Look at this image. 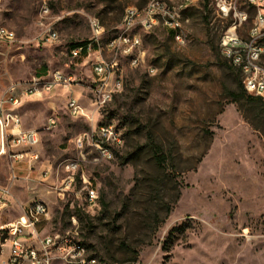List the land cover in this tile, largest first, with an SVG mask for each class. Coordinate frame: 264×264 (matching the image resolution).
I'll return each mask as SVG.
<instances>
[{
    "label": "rangeland",
    "instance_id": "374dc122",
    "mask_svg": "<svg viewBox=\"0 0 264 264\" xmlns=\"http://www.w3.org/2000/svg\"><path fill=\"white\" fill-rule=\"evenodd\" d=\"M42 3L50 14L41 13ZM188 5L181 13L188 19L182 24L184 45L159 24L148 31L135 26L125 35L137 39V46H119L116 53L109 46L122 32L124 10L142 9L146 0H3L1 5L2 23L16 41L1 49L0 96L10 86L27 85L41 67L43 75L59 71L74 82L20 109L23 127L39 131L37 148L49 161L50 177L37 181L44 164L27 180L19 173L10 183L8 162L0 156V187H9L16 204L43 201L48 220L41 233L79 239L95 264H264V103L231 101L237 71L219 48L223 34L242 35L253 24L254 11L238 28L212 0ZM91 19L102 28L96 39ZM45 27L57 32L56 42L41 41ZM80 43L96 47L67 57L69 49L78 48L70 45ZM98 57L117 64L110 83L117 76L120 83L90 125L69 115L67 101L91 108V66ZM49 117L57 125L47 130ZM105 122L123 142L110 160L95 162V148L83 139L78 173L90 181L97 199L88 204L80 181L57 198L47 186L64 176L63 161L79 157L74 139ZM152 148L159 149L162 164ZM17 216L13 207L0 221ZM2 245L0 237V256Z\"/></svg>",
    "mask_w": 264,
    "mask_h": 264
},
{
    "label": "built area",
    "instance_id": "2783aa9c",
    "mask_svg": "<svg viewBox=\"0 0 264 264\" xmlns=\"http://www.w3.org/2000/svg\"><path fill=\"white\" fill-rule=\"evenodd\" d=\"M217 11L225 18L232 20L238 28L246 25L245 12L254 11L253 24L246 28L242 35L235 33H225L219 41V48L222 56L228 63L239 72L241 85L244 92L252 97L264 98V0H212ZM192 2V0H191ZM3 0H0L2 5ZM44 8L48 6L45 3ZM241 4V7H238ZM181 0L177 5H162V0H148L147 7L142 9H125V23H120L122 32L110 43L109 48L115 53L119 46H128L129 49L137 46L138 41L125 35L126 31L138 26L142 30L148 31V25L159 23L165 29L177 33L183 31L182 24L188 23V19L181 15ZM3 16V15H0ZM133 18H140V25H133ZM93 30V39L102 32L98 26L97 19L90 21ZM185 32V31H184ZM43 43L51 44L58 40L57 32L45 27L40 33ZM15 34H5L0 31V56L3 55L1 49H10L15 43ZM92 44L85 47L69 49L67 57L79 58L83 53L90 51ZM100 51V48H97ZM128 49V51H129ZM125 49H122L124 52ZM137 61L133 60L132 64ZM92 73L95 78L93 86V99L91 108H77V101L70 98L67 101L68 113L73 118H82L92 125L96 113L104 108L108 103H104V96L113 95L118 90L120 77L113 81L110 78L114 72L118 71L114 61L107 62L101 57L96 58L92 64ZM74 79L71 75L54 71L46 76L31 78L30 82L24 86H10L3 95L0 96V156H5L8 162V172L10 183L20 179L17 166L25 165L31 172L35 165L40 163L41 156L37 149L40 138L37 130H23L21 128L20 117L17 112L23 100L40 101L55 88L67 89ZM54 117L47 119V130L56 127ZM92 147L95 148L97 156L95 162L110 160L113 157L114 149L119 147L116 132L110 131V124L96 123L91 126ZM78 144L79 157L77 159H67L64 173H68V180H57L47 187L57 198L61 199L65 194L71 193L78 181L82 182V189L85 196H89L92 202V186L84 175H79L81 169V158L83 150V136L74 139ZM21 177L28 179V174ZM52 173L51 166L38 173V182H44ZM13 197L9 187H0V215L8 212L13 205ZM20 214L13 220L0 221V237L2 238L5 250L0 256V264H52L54 261H61L64 264H93L96 261L90 257L88 251H76L75 243L81 242L74 237H66L65 234H42L39 227L42 222L48 220L47 205L41 200H33L26 206L20 207ZM72 223L73 217L71 218Z\"/></svg>",
    "mask_w": 264,
    "mask_h": 264
},
{
    "label": "bare ground",
    "instance_id": "6f19581e",
    "mask_svg": "<svg viewBox=\"0 0 264 264\" xmlns=\"http://www.w3.org/2000/svg\"><path fill=\"white\" fill-rule=\"evenodd\" d=\"M191 2V0H181V5H188ZM148 4V0H146V6L147 7ZM177 3L172 4V0H162V5H177ZM187 6H181V13L186 9ZM135 8V7H132ZM127 9H131V7L127 8ZM49 12V9H48ZM41 13L46 16L47 15V9L44 8V4H42L41 6ZM0 15H3V9L0 5ZM247 19V12H245V20ZM3 21V16H0V31L4 32L5 34H14V32L10 29H8L7 27H5L2 23ZM121 23H125V15L123 16L122 22ZM140 24V18H133V25H137ZM155 24H159V23H151L148 25V28L153 27V25ZM173 35V40L175 43H177L178 45H184L186 42L185 39V33L184 31H177V33H172ZM137 41V39H135ZM119 85V83H118ZM111 96L112 95H106L104 96V103H108L111 100ZM77 108H81L79 106V104L77 103ZM110 131L111 132H116V139H118L119 145L123 142L121 140V136L119 134V132L114 129L112 126H110ZM83 139L86 140L85 144L90 143V145L92 146V131L90 130L88 133H84L83 134ZM62 167H66V160L63 161L60 164V171H62L64 173V168ZM59 170V169H58ZM61 180H68V173H64V176L61 178ZM97 199V192L92 188V202H95V200ZM86 200L88 202L89 205H91L90 200H89V196H86ZM66 237H72L69 234H65ZM75 250L76 251H85L84 246L78 242L75 243ZM93 264H95V261H93Z\"/></svg>",
    "mask_w": 264,
    "mask_h": 264
},
{
    "label": "trees",
    "instance_id": "16d2710c",
    "mask_svg": "<svg viewBox=\"0 0 264 264\" xmlns=\"http://www.w3.org/2000/svg\"><path fill=\"white\" fill-rule=\"evenodd\" d=\"M145 1V0H144ZM165 29V28H164ZM167 32H168V36L172 39V31L168 30V29H165ZM86 44H82L80 43V45H70V47H85ZM45 67H41L39 69V73L37 72L36 75L37 77H43V76H46V75H43L44 72H45ZM237 71V70H236ZM42 74V75H41ZM231 101L232 102H239L240 100H243L245 102H247L248 104H258V103H264V99L263 98H260V97H252V96H249L247 95L243 88H242V85H241V79H240V75H239V72L237 71V77H236V91L234 94L231 95ZM152 152H153V148H152ZM154 157H155V160L157 162L158 165L162 164L163 163V157L159 154V149L156 148L154 150ZM79 210V209H77ZM78 214V212H76ZM84 218V217H83ZM79 219H82V216H79ZM173 232H175V230L173 231H170L169 232V239H170V236H173Z\"/></svg>",
    "mask_w": 264,
    "mask_h": 264
},
{
    "label": "crops",
    "instance_id": "0c3cea01",
    "mask_svg": "<svg viewBox=\"0 0 264 264\" xmlns=\"http://www.w3.org/2000/svg\"><path fill=\"white\" fill-rule=\"evenodd\" d=\"M85 53H83V55H84ZM30 101H32V100H30ZM26 102H29V100L27 99V100H23V102H22V104H21V106L19 107V109L17 110V112H18V114H19V117H20V123H21V128L23 129V130H32V129H25L24 127H23V123H22V119H21V113H20V109H21V107L26 103ZM76 148V147H75ZM38 149V148H37ZM78 151V150H77ZM39 153H40V150H39ZM40 156H41V153H40ZM44 164H48V166H50L49 165V161H47V160H43V158H42V156H41V161H40V163H38L37 165H35L34 166V168H33V170L31 171V172H29L28 171V167L27 166H25V165H20L19 166V168H18V171H19V173H20V175H26L28 172H29V174H33V172L35 171H38V170H40V169H42V165H44ZM37 166V167H36ZM38 175V174H37ZM29 203V202H28ZM27 202H25V203H20V204H16L15 202H13V205H12V209H13V207L15 208V210L17 211V214L19 215L20 214V211H21V209H20V207L21 206H26L27 204H28ZM11 210V209H10ZM41 228H42V226L40 225V230H41Z\"/></svg>",
    "mask_w": 264,
    "mask_h": 264
}]
</instances>
